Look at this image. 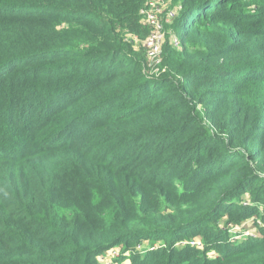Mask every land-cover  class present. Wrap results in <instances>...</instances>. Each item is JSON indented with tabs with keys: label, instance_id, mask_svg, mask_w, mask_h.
Returning <instances> with one entry per match:
<instances>
[{
	"label": "trees",
	"instance_id": "1",
	"mask_svg": "<svg viewBox=\"0 0 264 264\" xmlns=\"http://www.w3.org/2000/svg\"><path fill=\"white\" fill-rule=\"evenodd\" d=\"M179 2L153 66L145 0H0V264H264V14Z\"/></svg>",
	"mask_w": 264,
	"mask_h": 264
},
{
	"label": "rangeland",
	"instance_id": "2",
	"mask_svg": "<svg viewBox=\"0 0 264 264\" xmlns=\"http://www.w3.org/2000/svg\"><path fill=\"white\" fill-rule=\"evenodd\" d=\"M166 1V6L170 5L171 9H177L180 6V2L179 0H165ZM246 2V8L244 9H239L240 13L242 15H246L247 13H260L264 14V0H244ZM260 8H262V10H260ZM264 23V22H262ZM262 23H255L261 25ZM168 40H170V43H172L174 45V47H177V43L176 41L178 40L177 37L170 35ZM127 39V38H126ZM167 40V39H166ZM133 41L135 43H139L137 39H133ZM134 48L136 50H138L139 45H135L134 44ZM179 48V45L178 47ZM146 59V58H145ZM147 61V60H145ZM148 62V61H147ZM146 62V63H147ZM149 63V62H148ZM153 68V66L151 67H147L146 71H150ZM165 71L166 68H163ZM159 71V73H158ZM164 71L161 69H157V75H163ZM248 200V199H246ZM226 218H222L219 220L216 228L219 229L222 232H225V234L227 236L230 237V242L233 243L234 245H238L241 244L242 242H245V240H247L248 238H258L261 236V233L259 231V228L261 227L259 223H255V225H251L250 223H243L241 225H236V227H230L229 225H227V223H225ZM7 238L6 235H2V232H0V255H2L4 253V245H3V241H5ZM167 236H165L164 240H162L160 243L157 244H151L150 242H148V244H144L142 246H140L138 250V252H140V254L143 256L145 253L150 252V250H156L159 248V246H163V244L166 243L167 240ZM198 241V240H197ZM177 246V245H176ZM202 244L201 247L202 248ZM127 255V254H126ZM121 252L120 251H109L105 254V258H98V261L100 264H130V260L129 259H125L123 262H120L119 260L121 259Z\"/></svg>",
	"mask_w": 264,
	"mask_h": 264
},
{
	"label": "built area",
	"instance_id": "3",
	"mask_svg": "<svg viewBox=\"0 0 264 264\" xmlns=\"http://www.w3.org/2000/svg\"><path fill=\"white\" fill-rule=\"evenodd\" d=\"M166 10V1L164 0H145L143 7L139 11L143 25L149 30L145 40L142 42V46L145 49L146 60L153 66H158L160 63V55L164 44V25L162 23H169L173 18V13ZM243 205L248 206V201H244ZM229 226L232 227L231 225ZM184 244L179 243L177 246ZM188 244L201 247V243L197 240ZM139 248L137 247V249Z\"/></svg>",
	"mask_w": 264,
	"mask_h": 264
}]
</instances>
